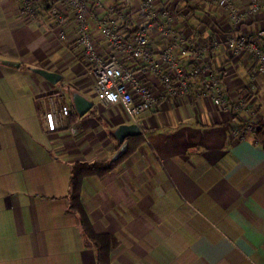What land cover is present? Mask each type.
<instances>
[{
  "label": "crops",
  "instance_id": "crops-1",
  "mask_svg": "<svg viewBox=\"0 0 264 264\" xmlns=\"http://www.w3.org/2000/svg\"><path fill=\"white\" fill-rule=\"evenodd\" d=\"M104 1L120 8V0ZM162 3L173 12L179 35L192 40L183 59L188 65L200 41L215 36L222 14L204 0ZM16 4L0 0V59L17 62H0V264H98L68 207L70 165L111 159L120 146L114 129L130 122L120 107L97 101L77 43L56 38L48 20H21ZM128 12L140 21L137 10ZM261 16L243 28L264 27ZM151 39L158 50L164 45L159 36ZM200 62L219 75V88L210 92L227 108L210 94L198 97L200 74L189 93L159 98L141 114L143 141L132 153L103 178L83 182L82 202L94 229L119 241L110 264H264V149L253 131L239 138L230 126H243L248 117L239 110L235 121V99L251 101L256 121L264 120V74H257L254 92V62L229 56L222 45ZM35 68L60 79L52 83ZM58 84L70 107L72 92L93 103L83 116H69L73 133L66 126L48 131L40 114L48 107L46 93Z\"/></svg>",
  "mask_w": 264,
  "mask_h": 264
},
{
  "label": "built area",
  "instance_id": "built-area-1",
  "mask_svg": "<svg viewBox=\"0 0 264 264\" xmlns=\"http://www.w3.org/2000/svg\"><path fill=\"white\" fill-rule=\"evenodd\" d=\"M204 1L221 12L222 24L216 27L211 40L200 41L188 65L183 59L192 40L179 35L174 14L162 0H120L119 9L104 0H17L16 5L21 20H48L56 38L70 37L76 42L87 59L84 75L91 81L97 101L107 107H120L128 122L138 124L141 114L151 110L159 98L189 93L200 74L198 97L210 94L215 104L227 108L224 99L211 93L219 88V75L200 62L205 52L220 45L229 56H245L254 62L249 85L254 92L258 90L257 74H264V27L249 31L243 26L249 19L264 16V0ZM128 9L138 11V23L132 21ZM70 20L72 28L68 27ZM224 27L230 32H224ZM152 36L163 39L160 50L153 46ZM97 39L105 43L103 49ZM46 96L48 107L40 110L46 129L55 131L66 126L73 133L69 95L63 85H55ZM232 103L234 114L239 110L248 114L243 126L236 122L230 125L232 134L242 138L253 131L256 110L251 101L243 104L235 99Z\"/></svg>",
  "mask_w": 264,
  "mask_h": 264
},
{
  "label": "trees",
  "instance_id": "trees-1",
  "mask_svg": "<svg viewBox=\"0 0 264 264\" xmlns=\"http://www.w3.org/2000/svg\"><path fill=\"white\" fill-rule=\"evenodd\" d=\"M71 98V95H70ZM234 119L237 114H232ZM78 114L71 107L70 118H76ZM254 140L264 149V120H257L253 127ZM128 149L121 157L111 160H95L93 162L74 161L70 165L69 190L67 194L69 210L77 215L78 222L86 241L93 247L98 264H110V254L118 246L119 241L115 235L97 232L88 216L82 202L83 182L88 177L103 178L114 169L127 155L142 143V136H128Z\"/></svg>",
  "mask_w": 264,
  "mask_h": 264
},
{
  "label": "water",
  "instance_id": "water-1",
  "mask_svg": "<svg viewBox=\"0 0 264 264\" xmlns=\"http://www.w3.org/2000/svg\"><path fill=\"white\" fill-rule=\"evenodd\" d=\"M0 62L8 66L17 65V62L13 60L0 59ZM34 71L42 75L43 77H45L52 83H56L60 79V76L53 71H48L43 68H35ZM71 101H72L73 108L78 114V116H83L85 113H87L91 109L93 105L92 101H90L88 98H86L85 96H83L82 94L78 92L71 93ZM139 134H141V130L137 124L135 123L119 124L114 129L113 135L116 138V140L120 143V146L114 152L111 160H115L126 153L128 149V141L126 140L127 136H135Z\"/></svg>",
  "mask_w": 264,
  "mask_h": 264
}]
</instances>
